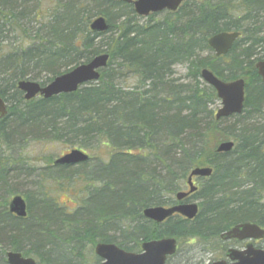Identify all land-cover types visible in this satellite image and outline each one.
<instances>
[{
  "label": "trees",
  "instance_id": "trees-1",
  "mask_svg": "<svg viewBox=\"0 0 264 264\" xmlns=\"http://www.w3.org/2000/svg\"><path fill=\"white\" fill-rule=\"evenodd\" d=\"M100 16L109 29L93 33L90 22ZM221 32L241 37L216 57L207 41ZM101 54L109 59L98 81L15 105L16 132L36 131L93 160L47 174V183L68 179L69 187L76 177L88 181V197L73 210L53 197H31L27 217L18 218L0 184V264H8V251L40 264H96L83 253L87 246L135 253L163 238L175 239L178 249L193 242L220 254L226 246L219 237L232 226L264 229V83L255 68L264 60V0H188L175 13L147 18L114 0H0V98L21 100L19 81L45 85ZM177 66L185 67L181 78ZM203 69L225 82L244 79L240 115L215 119L219 101L202 81ZM228 141L233 149L217 153ZM197 167L212 174L198 179L187 199L198 202L194 219L175 215L156 224L143 217L146 208L175 205Z\"/></svg>",
  "mask_w": 264,
  "mask_h": 264
},
{
  "label": "water",
  "instance_id": "water-1",
  "mask_svg": "<svg viewBox=\"0 0 264 264\" xmlns=\"http://www.w3.org/2000/svg\"><path fill=\"white\" fill-rule=\"evenodd\" d=\"M132 4L135 13L141 17H147L150 14L161 13L163 11L176 12L180 5L186 0H114ZM206 1V0H197ZM93 33H104L108 31L109 24L104 17L94 18L89 25ZM240 37L239 32H221L211 36L207 44L215 53L216 57L225 56L231 50L233 44ZM109 56L101 54L94 57L91 61L80 64L66 73L53 78L45 86H41L33 81H20L17 84L18 89L24 93L26 100L32 99L37 95L44 99H50L60 94H69L85 84L98 81L100 70L105 68ZM258 75L264 82V61L256 64ZM201 79L216 92L220 100V107L216 111L215 119L220 120L229 118L233 115H240L245 101V82L243 79H237L231 82H224L218 79L207 69L201 71ZM6 113L5 104L0 98V115ZM232 142H223L216 149L217 153H228L233 149ZM89 156L79 149H72L66 155L54 161L55 166H72L87 162ZM212 174V169L208 167H197L190 171L186 185L187 192L176 194V200L181 202L197 191L193 184V178H208ZM9 212L18 218L27 216L26 203L21 196L13 197L8 205ZM192 220L198 214V205L196 203H183L170 208L149 207L143 210L144 218L157 224L163 223L173 215ZM222 240H262L264 239V230L256 224L242 223L235 225L229 231L221 234ZM177 250L175 239L163 238L145 242L141 245L140 253H130L122 250L114 244L98 243L94 252L102 260L101 264H166L168 257L173 256ZM229 262L225 260L216 261L211 264H264V250L255 248L248 243L244 250L229 249L226 254ZM8 264H40L31 257H23L19 252L8 251L6 253Z\"/></svg>",
  "mask_w": 264,
  "mask_h": 264
},
{
  "label": "flooded vegetation",
  "instance_id": "flooded-vegetation-1",
  "mask_svg": "<svg viewBox=\"0 0 264 264\" xmlns=\"http://www.w3.org/2000/svg\"><path fill=\"white\" fill-rule=\"evenodd\" d=\"M22 94L21 100H15L11 98H1L3 103L5 104L6 113L4 115H0V184H6L7 182H11L13 180H25L26 177H34L36 176L37 181H34L35 184V191L33 195L35 197H57V195L48 193L47 194V174L50 171H63L66 169L75 170L81 165H85L87 163H91L93 160V157L90 153H88L85 150H82V152L88 154L89 160L87 162L79 163L72 166H55L54 161L67 153H69L72 149H68L65 153H63L61 156L55 158L54 160L48 162L43 156L37 157L36 161L39 164V167H32L30 166V160L29 158L22 155L24 153L23 151L30 143H36V144H45L46 140L42 137V135L37 136V132H34V135L31 137V134L29 131L26 130H18L16 132L15 126H14V120L16 117H19L20 115L16 116L15 112L17 109H15V105L19 106L26 103H34L41 100H47L42 98L41 96H36L32 99L26 100L24 98V93L20 91ZM20 102V103H19ZM76 177V181L74 185H88V181H84L83 178ZM71 182L68 179L61 181H56V184L59 186H63L64 184H70ZM63 184V185H62ZM92 184V183H91ZM87 189V188H86ZM48 191H50L48 189ZM89 191V190H88ZM15 196H21V197H32L30 194H16L11 193V191L8 189V193L5 195V197H15ZM85 197H88L87 195ZM10 198V199H11ZM189 197H186V199L182 202H179L177 204L182 203H188ZM27 202V201H26ZM27 205V203H26ZM173 206V205H172ZM167 208V207H166ZM9 210V209H8ZM11 214V213H10ZM14 215V214H12ZM264 240H255L253 241L254 245H256L257 242H261ZM240 243L241 241L237 240H227L225 243ZM246 245V242L244 243V247ZM229 248H226V250L222 253V256L219 260L226 259V253ZM237 249V248H235ZM96 264H101V260L97 258Z\"/></svg>",
  "mask_w": 264,
  "mask_h": 264
},
{
  "label": "rangeland",
  "instance_id": "rangeland-1",
  "mask_svg": "<svg viewBox=\"0 0 264 264\" xmlns=\"http://www.w3.org/2000/svg\"><path fill=\"white\" fill-rule=\"evenodd\" d=\"M185 72L186 70L184 66H177L175 68V77L181 78L185 74ZM219 106L220 104L219 102H217L213 109L216 111L219 108ZM66 151H68V149L65 144L46 141L45 144L44 143L43 144L30 143L25 148V150L23 151L24 153H22V155L29 158L30 163H31L30 166L39 167V164L36 161L37 157L43 156L46 160L51 159L52 161L55 158L61 156ZM94 174L99 176L102 174V171H94ZM24 179H25L24 181L12 179L11 182H7L6 187H8L11 193H16V194L19 193L21 195L30 194L32 197H35L33 193L35 191L34 181L35 180L37 181L36 176L26 177ZM194 182L196 185L199 184L198 179H195ZM87 186L77 184V185H72V187L71 186L69 187L66 184L64 186V189L60 190L58 189V186L56 183L51 182V183H47V188L50 190L48 191L47 189V194L50 192L52 194L57 195V197H53V198L57 201V203L60 206H63V207L65 206L66 209L73 210L78 206L79 199L81 197L86 196L85 187ZM26 201L31 202V197L26 198ZM193 202H197V201L193 200ZM244 243L245 242L234 244L232 242H229V243H225L224 248L226 246V248L232 247V248H237V249H243ZM255 246L264 249V241L257 242ZM208 250H211V248L206 249L203 246L194 244L193 242L182 244L180 245L178 249L179 252L168 261V264H207V263H212L214 261H217L221 258L222 253L212 254ZM93 252L94 250L91 246H87L86 250L83 251V253H85V256L88 258V260L93 259V256H95Z\"/></svg>",
  "mask_w": 264,
  "mask_h": 264
}]
</instances>
